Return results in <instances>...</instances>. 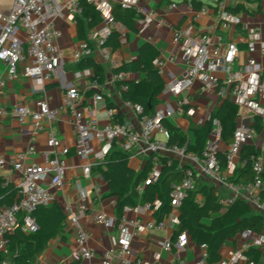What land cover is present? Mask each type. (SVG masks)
<instances>
[{
  "label": "built area",
  "instance_id": "2783aa9c",
  "mask_svg": "<svg viewBox=\"0 0 264 264\" xmlns=\"http://www.w3.org/2000/svg\"><path fill=\"white\" fill-rule=\"evenodd\" d=\"M82 1L98 11L101 22L89 29L86 37L79 41V48L73 51L71 62L77 64L83 57L91 56L93 47H96L103 59L114 65L111 50L105 47L104 43L113 32L118 33L120 44L126 43L127 30L125 26L115 20L112 13L114 4L110 0H0V61L5 64L9 79H14L17 76L20 65L23 76L40 79L42 83L58 75L64 62V55L56 43L61 33L55 27L54 21L61 16L68 21L76 22L83 13ZM116 4L122 8H132L140 15L137 20L141 24L140 30L151 23L159 27L163 24V17L155 13L152 8L147 9L140 6L139 0H116ZM173 6H175L174 3H172ZM217 9L219 26L223 31L235 34L236 27L241 24L239 15L229 11L223 2L217 5ZM201 12L204 13L205 9H201ZM243 25L246 31L245 38L230 37L223 40L222 36H217V41L214 42L207 33L193 34L194 29L191 25L177 26L173 29L174 40L182 41L181 58L184 68L179 75L172 72L166 74L161 92L175 96V103L167 104L165 108L156 110L153 115L144 114L142 107L135 106L140 122L139 131L128 121L110 122L100 126L94 118V114H91L90 118H85L83 112L78 108L84 96L83 91L76 85H70L64 90L60 108H50L46 98L39 97L31 103L17 102L10 107H5L0 103V116L13 117L20 125L30 122L31 135L34 136L43 128L44 122H52L58 117L61 109L65 110L70 115L76 131L73 149L75 155L82 159L94 155L96 159L104 160L112 143L115 142L119 149L131 157L132 153L143 145L142 151L151 157L152 163L148 181H156L160 175L159 153L161 150L167 149L173 153L186 154L183 149L176 146L166 148L165 143L157 140L155 135L160 133L167 139L168 131L163 121L171 116L178 114L193 117L195 115V108L191 106L190 96L185 94L190 91L195 82H199L201 92L216 90L219 98L230 97L238 108L246 109L259 117L264 125V66L250 55L242 62H238L239 41L244 43L249 53L253 52L256 41L260 37V26ZM20 29L25 31L24 38L18 37L17 33ZM260 52L264 56V44L261 46ZM167 60L174 61L175 56L170 55ZM154 65L160 71L162 60L157 57ZM83 72L88 76L86 91L92 92V102L103 100L106 82L100 81L89 70ZM76 75L81 76V73H76ZM112 80L121 83L120 93L127 89L124 72H113ZM91 112L93 113V111ZM107 115L109 118L112 117L113 110L107 109ZM256 132L254 126H247L243 123L236 125L232 142L225 154L227 165L233 162L243 145L254 139ZM92 139H96L102 144L100 151H94L91 144ZM220 141L221 126L219 120L215 118L212 121L211 135L201 154H186L205 177L218 179L220 164L217 153L220 151ZM47 145L50 149L42 153L45 165L23 163L24 157L35 151L33 142L10 160L12 170L20 174L21 182L18 186V199L13 204L0 209V251L5 250L4 234L8 230H13L18 226L24 233H35L38 230V225L31 215L32 211L37 206L54 203L55 198L51 189H59L62 186L67 168V157L71 153V149L62 146L57 136L52 132L48 134ZM245 162L242 161V163ZM4 165L5 160L0 157V168ZM251 165L254 171L253 181L246 184L222 181L233 192L232 197L222 201L225 206L231 205L242 191L248 190L249 193H252L253 190L263 186L261 181L264 172L263 156L251 155ZM90 169L91 163L84 165L83 173L87 176ZM181 173L180 181L172 184L171 212L161 220L135 219L128 221L125 215L117 220L116 216L105 213H98L94 217L96 223L107 228L115 227L117 230V236L113 237L114 247L103 254L100 264H153L144 261L132 262L129 259L131 237L144 230L164 228L166 224L172 227L179 224L177 212L182 200L187 192L194 191L197 186V175L193 165L184 166ZM251 197L256 203L261 204L260 207L264 212V203L260 196L254 193ZM159 206L160 202L155 201L153 206L146 203L141 208L143 211L150 209L155 212ZM71 221L74 224L78 254L81 259H90L93 257V252L88 246L89 234L79 225L77 216L72 217ZM130 227H132V231ZM251 234L252 231L246 230L242 233V237L248 238ZM188 242L189 235L184 230L178 233L174 240L166 239L160 245L166 250L175 248L177 251H185ZM263 244L264 227L260 236L252 242L245 243L244 248L248 249L251 246ZM201 246L204 252L197 264H208L207 245L202 244ZM158 258L159 255H156V259ZM246 259L242 252H238L230 261L220 260L216 264H237Z\"/></svg>",
  "mask_w": 264,
  "mask_h": 264
},
{
  "label": "crops",
  "instance_id": "0c3cea01",
  "mask_svg": "<svg viewBox=\"0 0 264 264\" xmlns=\"http://www.w3.org/2000/svg\"><path fill=\"white\" fill-rule=\"evenodd\" d=\"M194 1L203 3V6L196 8L191 4V0H139L140 6L147 9L152 8L155 13L161 15L163 17V24L159 27L151 23L144 27L143 30H140L141 24L139 21H136V31H131L125 27L127 30L126 43L120 44L121 46L117 50L111 51L114 65L103 59L99 49L93 47L91 56L95 61L102 64L105 74L103 81L106 82L104 98L96 103L92 102V92L86 91L88 76L83 72L89 70L95 74L94 69H76L78 63L74 64L71 62L73 51L79 48V41L84 39L77 38V21H68L61 16L56 18L54 25L61 33L56 43L64 55V62L61 69H59L58 75L42 83L40 79L23 76L22 66L20 65L17 76L14 79H9L6 66L0 61V81L2 84L0 86V103L5 107H10L17 102L31 103L39 97H45L50 108H60L64 90L70 85H76L83 91L84 96L78 108L83 112L85 118H90L91 114H94V118L100 126L110 123L112 118L115 122L128 121L139 131L140 122L135 106L122 98L118 84L112 80L113 68L120 66L122 62L136 59L140 46L145 42H150L156 47L159 52L158 58L162 60L160 75L163 79V84L168 72L179 75L184 68V64L181 58L182 41H175L173 36V29L177 26L191 25L194 29L193 34L207 33L211 37L212 42H214L217 41V36H222L223 40L230 37L234 39L245 38L246 31L243 24H248L249 26L259 25L260 37L256 41V47L253 52L249 53L244 43H240L239 41L238 62H242L250 55L264 66V56L260 52V48L264 44V0ZM110 2L116 4V0H110ZM221 2L225 4L226 8L237 5L240 7L237 15H239L241 24L236 27L235 34L233 35L231 32L223 31L219 26L217 5ZM172 3L175 6L172 7ZM203 8L205 9L204 13L201 12ZM55 22H57V25ZM17 34L18 37L24 38V29H20ZM170 55L175 56L174 61L167 60ZM76 73H81V76H77ZM143 77L144 74L142 73H125V78L128 81H138ZM199 87V82H195L190 91L185 93L190 96L191 106L195 108V115L193 117H186L175 114L167 120L186 131L187 141L194 146L196 144V135L193 128L204 124L209 119L212 111L225 100H229L238 109L236 125L243 123L244 125L256 128L257 132L254 139L247 144L253 145L260 152L259 155L264 158V125L260 118L246 109L238 108L230 97L219 98L216 90L201 92ZM157 98L158 103L155 106V111L165 108L167 104L173 105L175 103V96L170 93L160 92ZM109 108L113 110V116L110 118L107 115V109ZM49 132L57 136L62 146H67L71 149V153L67 157V168L62 186L59 189H51L55 198L54 203L61 207L65 220L61 231L51 238L45 248L38 254L35 264H100L103 254L114 247L113 237L117 236V230L115 227L107 228L96 223L94 217L98 213L116 216L117 199L115 196L109 195V186L97 168V164L103 160L96 159L94 155L82 159L74 154L76 131L70 115L65 110L61 109L58 117L52 122H44L43 128L34 136L31 135L30 122L20 125L13 117L0 116V157L5 160V165L0 168V179L4 183L10 182L17 188V200L21 177L18 172L12 170L10 160L16 154L24 151L33 142L35 151L26 155L23 163L45 165L42 153L50 149L47 145ZM155 138L162 143L166 142V139L160 133H156ZM91 144L95 152L102 149V144L96 139H92ZM229 144L221 138L220 151L226 152ZM142 146L137 148L130 157L129 166L135 170L141 169L148 158V155L142 151ZM241 151L242 148L233 162L227 165L223 171H220L218 179L203 176L198 166L192 163L186 154L173 153L167 149L161 150L159 154L161 156H173L179 161V169H182L184 166L193 165L198 178V192L195 199L200 205L204 204L203 202H205L207 197L206 194L212 188L218 190L217 202L221 205V208L218 211H211L209 218L203 219L204 223L209 225L213 218L221 215L228 209V206H225L222 201L232 197L233 192L228 188L226 183H237L235 182L236 174L239 173L238 170L243 166L240 156ZM88 163H91V169L86 176L83 173V167ZM222 181L226 183H222ZM252 193H257L262 203H264V184L260 189L253 190ZM252 193L244 190L236 199L240 198L244 200L249 205L251 212L260 213L264 216V212L260 207L261 204L256 203L252 199ZM142 205L143 203L139 202L134 207H125L122 215H125L128 221L135 219L142 221L157 220L156 213L150 209L143 211ZM74 216L78 217L79 225L89 234L88 246L93 252V257L90 259H81L78 254L74 224L71 221V218ZM130 230H133L132 227H130ZM259 236L260 232L252 231V234L248 238H243L242 233L234 237H228L219 251L221 261H230L238 252L244 254V251L247 250L244 248V244L254 241ZM174 237L175 227L169 224H166L164 228L137 232L131 237L129 259L132 262L144 261L153 264H197L198 259L204 252L202 244H197L189 236V242L185 251H177L175 248L166 250L160 245L162 241L174 239ZM251 247L260 248L261 255L257 263L264 264V244ZM156 255H159L158 259H156ZM2 257L3 261L1 264H10L7 254H4ZM251 262L255 264L248 259L241 260L237 264H250Z\"/></svg>",
  "mask_w": 264,
  "mask_h": 264
},
{
  "label": "trees",
  "instance_id": "16d2710c",
  "mask_svg": "<svg viewBox=\"0 0 264 264\" xmlns=\"http://www.w3.org/2000/svg\"><path fill=\"white\" fill-rule=\"evenodd\" d=\"M83 13L77 19V38H85L86 33L92 27L100 24L101 18L98 11L91 5L81 2ZM191 4L196 8H201L203 3L191 0ZM235 14L239 13L240 7H227ZM112 13L116 21L131 31H136L135 23L140 15L132 8H122L118 4L112 7ZM111 51L117 50L121 45L118 41V33L113 32L104 43ZM159 55L156 47L150 43H143L137 58L129 62H122L120 66L114 67L113 72L142 73L144 77L138 81H125L127 89L121 91L122 98L134 106H140L144 114L153 115L155 106L158 103L157 96L163 88V79L159 69L154 65L155 59ZM93 68L95 75L100 81L104 80L105 74L102 64L94 60L92 56L83 57L76 69ZM120 87L121 83H117ZM237 107L229 100L222 102L214 111L210 118L202 125L194 127L196 144L192 146L187 141V132L164 120L163 123L168 131L165 147L176 146L183 149L186 154H201L205 144L212 132V121L217 119L221 126V138L227 143H231L233 132L236 128ZM113 121L111 123H123ZM226 152L219 151L217 158L220 164V171L227 167L225 160ZM260 154L251 144L242 146L241 169L236 174V181L239 184H246L253 181L254 171L251 165V155ZM130 156L118 148L115 142L112 143L110 151L104 160L97 164L101 175L108 184L109 195L116 197V217L120 219L125 207H134L139 202L153 206L155 201L160 202V206L155 211L157 220L171 212L170 192L172 184L180 181L182 173L179 169V161L173 156H159L160 175L156 181H148L152 169L151 157H148L144 166L135 170L129 166ZM264 184V172L261 177ZM198 192L197 186L194 191H189L184 196L178 210L179 224L175 227V237L181 231H186L197 244L207 245V260L209 264L218 263L221 260L220 248L228 237H234L246 230L261 232L264 227V216L260 213L251 212L249 205L242 199L237 198L228 209L221 215L213 218L209 225L203 221L210 211H218L221 205L215 200L218 195L217 189H211L207 193L205 203L200 205L195 196ZM214 194V195H213ZM17 188L10 182L0 179V209L13 204L16 200ZM218 199V198H217ZM35 219L38 230L35 233H24L20 226L13 230H8L4 234L6 242L5 251H0V264L3 255L9 256L10 264H35L36 257L45 248L48 241L55 237L63 226L65 215L61 207L52 203L50 205L37 206L31 213ZM173 239V240H174ZM244 255L250 261L258 264L261 250L258 247H249L244 251Z\"/></svg>",
  "mask_w": 264,
  "mask_h": 264
},
{
  "label": "rangeland",
  "instance_id": "374dc122",
  "mask_svg": "<svg viewBox=\"0 0 264 264\" xmlns=\"http://www.w3.org/2000/svg\"><path fill=\"white\" fill-rule=\"evenodd\" d=\"M55 24L57 25V22H55ZM214 195V194H213ZM217 198H218V195L215 197V200H217ZM203 203H205V202H203ZM211 212V211H210ZM209 216H210V213H208V215H207V219L209 218ZM209 221V220H208Z\"/></svg>",
  "mask_w": 264,
  "mask_h": 264
}]
</instances>
